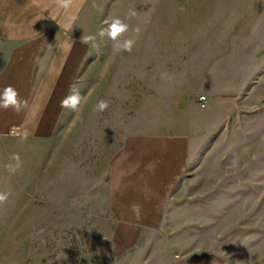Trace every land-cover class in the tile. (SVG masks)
<instances>
[{
	"label": "rangeland",
	"instance_id": "374dc122",
	"mask_svg": "<svg viewBox=\"0 0 264 264\" xmlns=\"http://www.w3.org/2000/svg\"><path fill=\"white\" fill-rule=\"evenodd\" d=\"M117 18L129 26L118 41L132 40L130 52L99 35ZM77 38L85 53L66 94L76 85L87 97L80 110L62 108L42 138L0 135V264H184L210 254L264 264V0H91ZM164 41L184 63L211 60L192 97L206 103L191 108L188 166L160 225L116 254L106 202L119 143L110 112L130 97H111L104 73L115 57L159 54Z\"/></svg>",
	"mask_w": 264,
	"mask_h": 264
},
{
	"label": "crops",
	"instance_id": "0c3cea01",
	"mask_svg": "<svg viewBox=\"0 0 264 264\" xmlns=\"http://www.w3.org/2000/svg\"><path fill=\"white\" fill-rule=\"evenodd\" d=\"M90 9L91 0H72L68 9L53 0H0V94L11 85L18 99L27 101L19 112L0 108V135L14 132L16 140L28 141L54 130L85 53L77 34ZM72 16L76 19L66 28ZM160 47L164 50L157 55L115 57L117 66L104 73L112 76L111 97H130L121 110L111 108L108 131L119 141L108 162L106 187L116 254L134 246L143 230L160 225L188 166L190 113L198 105L192 97L199 95L200 76L212 64L210 59L203 65L184 63L171 43ZM133 205L139 206L138 213ZM184 264L232 263L210 254Z\"/></svg>",
	"mask_w": 264,
	"mask_h": 264
},
{
	"label": "clouds",
	"instance_id": "9594fccd",
	"mask_svg": "<svg viewBox=\"0 0 264 264\" xmlns=\"http://www.w3.org/2000/svg\"><path fill=\"white\" fill-rule=\"evenodd\" d=\"M36 2V0H34ZM53 3L63 9H68L71 4L72 0H53ZM136 15V12L134 10H130L128 13L129 17H134ZM76 19V16H72L69 19V22L65 25L66 28H71L72 22H74ZM128 24L121 21L120 19H113L106 29H101L99 35L104 36L107 34V36L115 43L114 47L116 50H126L131 51L133 46V41L130 39H124L122 42L118 41V38L121 37L124 33L128 31ZM138 32L139 29H136ZM95 37L94 36H88L84 39L85 43L94 42ZM93 46L95 47V44L93 43ZM71 47V45H69ZM71 95L66 96L61 101V107L62 108H70L73 111H79L81 102H86L87 97L81 96L79 91L77 90L76 85L70 86ZM19 93L18 91L12 87L11 85L4 88L2 94H0V108L8 109L11 107L14 111L19 112L22 107L26 106L27 101L18 99ZM97 108L99 111L103 112L105 109L108 108V102L107 101H99L97 104ZM16 159H19L17 156ZM7 199V194H0V203H3ZM133 211L137 212L139 211L138 205H133Z\"/></svg>",
	"mask_w": 264,
	"mask_h": 264
},
{
	"label": "built area",
	"instance_id": "2783aa9c",
	"mask_svg": "<svg viewBox=\"0 0 264 264\" xmlns=\"http://www.w3.org/2000/svg\"><path fill=\"white\" fill-rule=\"evenodd\" d=\"M197 103H198L199 106L204 107V105L206 103L205 96H199L198 99H197ZM11 133L13 134L14 132H11Z\"/></svg>",
	"mask_w": 264,
	"mask_h": 264
}]
</instances>
